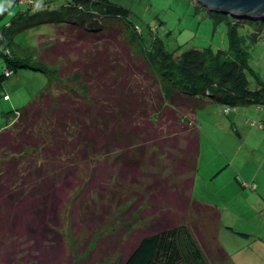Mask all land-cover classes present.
<instances>
[{
    "label": "trees",
    "instance_id": "trees-1",
    "mask_svg": "<svg viewBox=\"0 0 264 264\" xmlns=\"http://www.w3.org/2000/svg\"><path fill=\"white\" fill-rule=\"evenodd\" d=\"M13 3L8 0L0 9V18ZM18 4L22 7L9 23L0 22V26L13 27L18 20L26 25L38 18L51 24L61 22L56 26L59 32L75 30L79 42L89 40L93 48L85 51L81 63L62 66L60 60L70 53L80 55V48L71 46L58 57L59 63L54 54L47 63L32 65L45 75V84L21 107L0 111V242L24 235L39 250L47 234L59 231L60 212L69 197L73 201L90 191L102 195L103 189L117 188L127 179L126 184L131 185L125 188L131 195L129 208L135 221L149 220L151 226L133 234L135 240L124 255L122 250L116 263L209 264L198 243V228L194 225V234L182 218L186 209L196 207L208 211L212 222L219 219L215 206L192 195L199 153L195 109L215 100L252 103L264 111V80L248 64L249 51L240 45L238 35L226 32L227 47L235 54L224 53L219 58L217 50L209 46L205 52L186 48L177 57L164 49L158 57L160 65L137 54L133 63L142 73L138 74L127 69L131 50L121 56L106 47L108 42L115 46L124 43L117 34L120 27L114 26L123 25V18L133 21L130 0ZM225 9L209 11L218 16ZM240 13L252 16L248 19L251 27L264 24V15L254 8ZM243 27L253 42L260 36L249 26ZM0 56L9 65L22 63L6 55L1 46ZM143 74L148 75L145 86L136 77ZM182 106L192 109V116ZM148 159L168 161L164 176L156 170L143 171ZM215 250L218 264H225L227 253L217 244ZM15 252L14 247L9 248L0 257H14Z\"/></svg>",
    "mask_w": 264,
    "mask_h": 264
},
{
    "label": "rangeland",
    "instance_id": "rangeland-1",
    "mask_svg": "<svg viewBox=\"0 0 264 264\" xmlns=\"http://www.w3.org/2000/svg\"><path fill=\"white\" fill-rule=\"evenodd\" d=\"M22 1L32 0H15L13 8L0 18V22L8 24L11 16L22 7L18 4ZM130 4L134 11L131 15L133 21L129 22L123 18V25L114 26L117 30L120 27L117 34L122 37L124 43L116 46L111 42L106 44L109 50H115L121 56L131 50L129 58L126 59L128 70L142 74L133 63L137 54H145L154 60L152 62H157V65L162 64L158 62V57L164 49L172 51L174 57L189 47H197L205 52L208 46L217 50L218 58L224 56V53L235 54L231 47H227L226 35L231 30L238 35L240 45L249 51L248 64L253 72L264 80V24L251 27L248 19L252 16H233L229 12L213 16L207 6L198 0H130ZM6 5L8 1L5 3L0 0V9ZM16 22L17 24L10 28H7V25L0 26L1 49L6 55L22 62L20 66L9 65L4 57L0 56V81L6 77L2 86L0 85V111L14 106L21 107L45 84V75L32 68V65L40 64L41 61L47 63L54 54L58 61L62 52L70 51L69 47L80 48L77 52L80 53L79 56L70 53L67 58L59 59L63 60L61 64L66 67L80 62L85 51L91 52L93 48L89 40L79 42L75 30L62 29V32H59L56 26L61 22L51 24L52 21L40 18L26 25L19 20ZM243 24L249 26L251 32L260 33L255 42L250 39V35H246L248 30H245ZM49 44L52 48H45ZM96 46L99 47L97 44ZM147 76L143 74L136 77L140 79L139 83L145 86L149 83ZM182 109L188 116H192V109L186 106H182ZM263 114L260 105H233L215 100L197 105L194 113L202 151L196 157L193 197L203 203L216 205L225 220L230 218L227 224L231 226L232 231L219 229L216 239L222 241L230 250L233 260L240 262L246 257L248 264H264L258 253L261 244L255 237L256 230L252 229L257 225V221H253L249 216L254 200L252 191H264V132L259 131L257 127L261 119L264 120ZM230 118H237L236 123L241 119H249L245 126L247 130L238 132L234 127H229ZM222 151L228 159L220 153ZM237 154L244 156L243 164L237 162ZM156 161L145 160L146 167L143 171L156 170L164 176L168 161ZM217 164L224 167L218 171V168H214ZM106 165V170L111 171V165ZM141 179L144 180L145 177L142 176ZM258 181L261 186L256 190L242 188L240 185V182L254 184ZM127 182L129 180L126 179L117 188L111 184L110 189H113H103L102 195L90 191L78 195L73 201L69 197L60 212L59 231L47 234V239L42 242L43 247L39 250L33 247L34 242L27 236H18L12 242L10 236L7 237L4 242H0V256L9 248L14 247L16 252L14 257H0V264H117L122 250L124 255L135 240L133 234L139 232L140 228H144V231L147 230L146 227L151 226L149 220L135 221V215L129 208L131 195L126 190L130 188ZM195 209H186L182 218L193 233L196 230L194 225L199 229L200 237L197 240L209 264H218L220 260L215 250L217 242L213 237L215 228L211 220L212 215L207 211ZM241 226L247 230H242ZM246 232L251 236L247 237ZM225 264L228 262L225 261Z\"/></svg>",
    "mask_w": 264,
    "mask_h": 264
},
{
    "label": "crops",
    "instance_id": "crops-1",
    "mask_svg": "<svg viewBox=\"0 0 264 264\" xmlns=\"http://www.w3.org/2000/svg\"><path fill=\"white\" fill-rule=\"evenodd\" d=\"M4 1H5V3H7L8 0H4ZM12 1H15V0H12ZM225 108L226 107H224V109ZM230 120H231V125L229 127H234L238 132L239 131H243V130H247V129H245V126H247V124H248L247 123V120H249V119H241V121L239 120L237 123L235 121V120H238L237 118H232V119L230 118ZM250 124H252V122H250ZM257 127L259 128L258 129L259 131H263L264 132V120L263 119H261V123L257 124ZM209 139H211V138H209ZM212 141L215 143V141L213 139H212ZM200 151H202V141H201V138H199V152ZM220 153L224 156L225 159H228V157L225 155V153H223V151L220 152ZM236 156H238L237 157L238 158V161L237 162H240V163L243 164V157L244 156H242V154H237ZM234 158H235V155H234ZM223 167L224 166H221L220 164H217V165L214 166V168H218V171L220 169H222ZM193 183H194V181H193ZM240 185H241L242 188L243 187H248V188L253 189V190L254 189L256 190V188L259 185L261 186V184H259V181L256 182V183H254V184L248 183V182H243V183L240 182ZM192 193H193V187H192ZM251 195L254 196V200H253V203H252V207L249 210V212H250L249 213V216H250V218L251 217L253 218V221H257V225L255 227L253 226L252 229H255L257 231V232L256 231L254 232L255 235H256L255 237L257 238V240L259 239V243L261 244V245H259L260 248H261V250L258 253H259V257L264 262V252H263V249H264V191L261 190V191H259L257 193L256 192L254 193V191H252ZM213 206L216 207V205H214V204H213ZM216 210L219 213V219L217 220L216 223L215 222H212L213 223V227L215 228V234L213 236L215 238L214 241L217 242L216 244L219 245L227 253V262H228V264H248V262H246V260H247L246 257H244L240 262L238 260H236V261L233 260L232 257L230 256V250L225 246V244L222 241H221L222 243L220 241H217L216 234H217V231L219 229H224V230L227 229L230 232L232 230H230L231 229V226L229 224H227L228 223L227 220H229L230 218L225 220L223 218V213H220V211L217 208H216ZM225 215L226 214L224 213V217H225ZM241 227H243L242 230H244V231L247 230L244 226H241ZM247 234H248L247 237L251 236L249 233H247ZM244 235H246V234H244ZM207 249H209V251L211 252L210 247L208 248V246H207Z\"/></svg>",
    "mask_w": 264,
    "mask_h": 264
},
{
    "label": "water",
    "instance_id": "water-1",
    "mask_svg": "<svg viewBox=\"0 0 264 264\" xmlns=\"http://www.w3.org/2000/svg\"><path fill=\"white\" fill-rule=\"evenodd\" d=\"M207 6V9L225 7L224 12H229L233 16L240 15L242 10L254 8L259 15H264V0H198ZM242 15V14H241Z\"/></svg>",
    "mask_w": 264,
    "mask_h": 264
}]
</instances>
